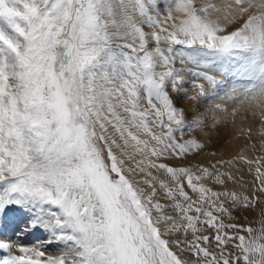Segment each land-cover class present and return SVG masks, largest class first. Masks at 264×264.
<instances>
[{
    "label": "snow or ice",
    "instance_id": "1",
    "mask_svg": "<svg viewBox=\"0 0 264 264\" xmlns=\"http://www.w3.org/2000/svg\"><path fill=\"white\" fill-rule=\"evenodd\" d=\"M242 109L264 0H0V264H264V155L200 159Z\"/></svg>",
    "mask_w": 264,
    "mask_h": 264
},
{
    "label": "rangeland",
    "instance_id": "2",
    "mask_svg": "<svg viewBox=\"0 0 264 264\" xmlns=\"http://www.w3.org/2000/svg\"><path fill=\"white\" fill-rule=\"evenodd\" d=\"M176 66L178 68L181 67V65H179V64H177ZM185 75H186V79L189 81H193L195 79L194 77H192L191 75H189L187 73ZM185 87L188 89L189 95H195V90L193 89L191 83L186 84ZM222 95L223 94L221 93V97H222ZM198 100L201 102L197 103V101H192V100L186 99V100L182 101V104L185 107L190 108L194 112L209 108L214 103H228V106L230 109L233 106L230 102H227L221 98H216L212 101H207L204 98L198 97ZM241 112H245V111L242 109ZM237 116L235 118V122H233L232 118L229 117L227 123H225L221 126H218L217 129H215L211 132L210 137L205 138V139L210 141L207 145V148L205 149V152L207 153V152H211V151H216L218 153V156L215 158L202 156L200 159H209V158L218 159L220 157L228 158V157H231L233 155H236V153L242 148L245 149L244 154L248 157L247 152L249 151L250 148H253L252 147L253 145L255 146L258 143L262 132L260 130L259 123L256 122L253 126L250 127V129H251L250 134L240 135L238 133L239 131L237 132V130H236V126H234V124L237 122ZM234 133L239 134L240 138H238V139H239V141H241V143L238 142V144H236L234 142L233 137H232ZM249 135L251 137L250 139H249ZM261 155H264V154L261 153L258 156H261ZM249 158H251V157H249ZM239 167H241L243 169L242 175L244 177V181H246L248 183V186L251 187V182L254 179V173L247 172L248 165H246V164H241V165H239ZM262 168H264V162H262ZM257 219H258V217H257ZM249 221H252L254 227H259V224L256 222V219H254L252 216H249ZM247 222L248 221H245V220L240 221V223H247ZM43 235L44 234L38 233L37 236L31 237L27 241V243L29 245L44 246L43 250H45V252L47 254H50V255L58 254L57 245L53 243L51 246H49L46 243H44L43 242Z\"/></svg>",
    "mask_w": 264,
    "mask_h": 264
},
{
    "label": "bare ground",
    "instance_id": "3",
    "mask_svg": "<svg viewBox=\"0 0 264 264\" xmlns=\"http://www.w3.org/2000/svg\"><path fill=\"white\" fill-rule=\"evenodd\" d=\"M245 117H247V118L245 119ZM256 122L259 123V127H260V130L262 132V130H264V121H261L259 116L254 117L251 115L250 112H240L237 116V122L234 124V126H236V130L238 132L241 128H245V129L250 128ZM238 133H234L232 136L233 140L236 144H238V142L241 143V141H239V139H238V138H240ZM261 153L264 154V135H262V134H261V137H260L258 143L253 148L249 149V151L247 152V155H248V157L254 158ZM36 236H37V234H36ZM42 247H44V246H42Z\"/></svg>",
    "mask_w": 264,
    "mask_h": 264
}]
</instances>
